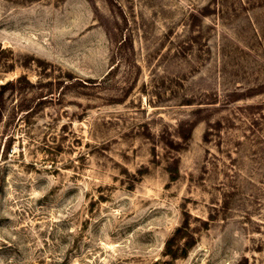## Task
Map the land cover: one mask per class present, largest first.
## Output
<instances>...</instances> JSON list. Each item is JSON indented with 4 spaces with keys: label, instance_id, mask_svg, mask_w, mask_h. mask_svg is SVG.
I'll list each match as a JSON object with an SVG mask.
<instances>
[{
    "label": "rangeland",
    "instance_id": "374dc122",
    "mask_svg": "<svg viewBox=\"0 0 264 264\" xmlns=\"http://www.w3.org/2000/svg\"><path fill=\"white\" fill-rule=\"evenodd\" d=\"M21 76L0 264H264V0H0Z\"/></svg>",
    "mask_w": 264,
    "mask_h": 264
},
{
    "label": "trees",
    "instance_id": "16d2710c",
    "mask_svg": "<svg viewBox=\"0 0 264 264\" xmlns=\"http://www.w3.org/2000/svg\"><path fill=\"white\" fill-rule=\"evenodd\" d=\"M24 79V76H21L19 77L16 81L15 80H12V81H8L4 84H2L1 86V89H0V98L2 97V93L3 91L8 88V87H11V86H14L15 84L17 83H20L22 80ZM191 128H193V125H190L188 131L189 133H191ZM182 133H180V136L182 137V139L186 140V137H183V135H181ZM189 138V137H188ZM169 171L172 173H178L179 172V169L176 165L172 166V167H169ZM179 232H183V235H174L172 238H170L166 243V252L165 254L170 256L171 258H176V251H173V246H174V242L178 239V238H181V239H186L187 238V235H185L186 231L179 228L177 229L176 233L179 234ZM185 249H184V253L182 254V256H185L186 252L191 249L194 245H195V242H193V239L191 237H189L188 240H186L185 242Z\"/></svg>",
    "mask_w": 264,
    "mask_h": 264
}]
</instances>
